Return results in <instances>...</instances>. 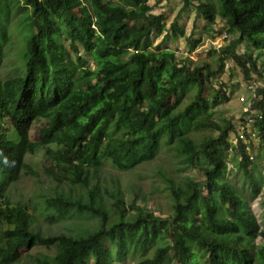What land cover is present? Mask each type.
<instances>
[{
  "label": "trees",
  "instance_id": "16d2710c",
  "mask_svg": "<svg viewBox=\"0 0 264 264\" xmlns=\"http://www.w3.org/2000/svg\"><path fill=\"white\" fill-rule=\"evenodd\" d=\"M128 1L138 12L112 6L107 0H22L30 10L33 29L26 42L24 73L6 79L0 75V225L7 227L1 231L0 264H87L86 257L91 264L120 263L129 248L146 252L167 231L170 245L160 246L140 264H202L204 257L206 264H264V243L253 245L258 236L264 238V231L231 186L221 180L231 123L210 122L218 135L201 145L183 135L185 122L205 105L200 92L210 72L203 75L199 68H190L187 58L177 61L169 49L145 50L153 37L164 33L165 18L151 13L149 0ZM190 1L184 0L183 9ZM4 9L0 0V41L6 40ZM199 13L210 25L220 16L227 30L238 35L218 57L217 71L229 58L241 66L246 79L250 71L258 72L252 56L236 50L242 43L264 49V0H203ZM171 31L173 38L183 34L174 23ZM80 51L91 57L94 69L87 66L78 75L72 53ZM190 84L198 88L195 99L174 113L169 100ZM257 92L264 95L262 89ZM217 98L228 100L221 90ZM263 101L256 102L258 109H263ZM39 119L46 124L34 141L29 133ZM6 122L17 134L15 140L8 139ZM255 126L264 142V120ZM165 133L170 142L178 139L189 164L200 156L206 159L208 166L201 168L204 181L200 185L191 181L186 191L172 188L174 211L167 219L155 217L142 206L130 211L120 196H113L116 218L111 221L98 185L91 186L102 160L120 170L149 162ZM49 145L58 146L70 158L59 170L80 192L76 197H53L48 207L59 216L77 211L97 217L100 225L94 231L42 236L31 228L27 210L5 197L7 185L17 182L22 171L35 174L25 156ZM239 145L241 166L247 172L252 162L245 146ZM37 245L54 248V258L18 263L22 249Z\"/></svg>",
  "mask_w": 264,
  "mask_h": 264
},
{
  "label": "rangeland",
  "instance_id": "374dc122",
  "mask_svg": "<svg viewBox=\"0 0 264 264\" xmlns=\"http://www.w3.org/2000/svg\"><path fill=\"white\" fill-rule=\"evenodd\" d=\"M202 1L191 0L190 5L183 9L184 0H149L151 13L163 15L165 21L164 33L153 37L145 50L169 49L174 52L177 61L187 58L190 62L186 65L190 68H199L203 75L207 71L210 72L209 79L200 92L205 105L196 112L192 120L185 122L182 127L183 135L196 145H201L218 135V132L209 125L210 122L219 126L231 123L232 130L227 137L230 148L223 154L226 169L221 180L231 186L245 208L256 219L259 228L264 231V142H261L259 130H255L256 137L251 140L252 143L246 150V154L253 157L247 172L241 166L240 145L235 143L236 131L241 127L243 109L253 97L248 89L249 83L264 86V49H257L250 43L238 46L236 50L238 54L251 55L256 62L258 72L250 71L248 79L241 66L229 58L224 61L223 68L217 71L218 57L224 54L226 47L238 35L235 31L227 30L220 16H217L215 22L210 25L199 13ZM107 2L126 11L138 12L128 0ZM3 6L5 9L2 22L6 40L0 41L2 53L0 75L6 79L24 73L27 60L26 42L33 29L29 21L30 10L24 6L22 0H3ZM85 8L86 6L82 4L81 9ZM173 23L183 31V34H178L176 38H173L171 31ZM72 63L78 75L81 74V69L87 66L94 69L91 57L83 51L78 54L72 53ZM220 90L225 93L227 101L217 98ZM197 93V86L187 85L181 88L178 96L171 98L168 104L174 105L173 112L178 113L195 99ZM259 95L257 92V100H261ZM44 124H46L44 119L34 122L29 133L31 140H37L38 129ZM4 130L10 141L15 140L14 134L18 138L8 122L4 124ZM111 135L115 136L113 132ZM179 145L177 138L170 142L165 133L153 160L127 170H120L109 160H102L91 186L98 185L99 198L111 221L116 218L113 196H120L125 206L132 209L130 211L136 212L135 207L142 206L155 217L167 219L174 211L172 188L186 191L191 181L197 182L198 185L204 181L201 168L208 166L206 159L200 156L193 164H189ZM69 162L70 158L65 156L58 146L41 147L36 153L25 156L26 165L35 174L24 170L17 182L6 187L5 197L8 202L25 208L31 215V228L42 236L59 234L78 236L94 231L100 225L99 219L88 213L69 211L67 215L59 216L47 205V201L53 197L59 195L76 197L80 192L71 184L67 175L59 170V167L68 165ZM255 189L258 190L257 193ZM83 195L87 200L88 196L85 193ZM224 211L227 213V209ZM6 228L4 224L0 225V245L3 243L1 231ZM170 243L171 233L167 231L146 252L129 248L125 261L113 264H140L145 258H151L157 248ZM262 243L264 238L260 236L253 241L255 248ZM195 250L198 256L203 255L198 247H195ZM168 255L171 256L172 253L169 252ZM54 256V248L37 245L31 249H22L18 263L34 262L36 258L52 260ZM85 261L87 264L92 263L88 257ZM205 261L206 257L201 260L202 264H206Z\"/></svg>",
  "mask_w": 264,
  "mask_h": 264
},
{
  "label": "built area",
  "instance_id": "2783aa9c",
  "mask_svg": "<svg viewBox=\"0 0 264 264\" xmlns=\"http://www.w3.org/2000/svg\"><path fill=\"white\" fill-rule=\"evenodd\" d=\"M226 36V35H225ZM248 89L252 93L253 97L249 100L246 106L243 109V116L241 127L236 131L235 134V143L241 142L245 146V152L249 149L253 139H255V130L257 131V127L255 126L257 121L264 120V104L263 109H258L256 107V102H261L264 99V95L261 94V100H257V91L262 89L264 91V86L261 87L260 84L255 85L254 83H249ZM264 103V101H263ZM248 156V155H247ZM249 160L252 161L253 157L248 156Z\"/></svg>",
  "mask_w": 264,
  "mask_h": 264
}]
</instances>
